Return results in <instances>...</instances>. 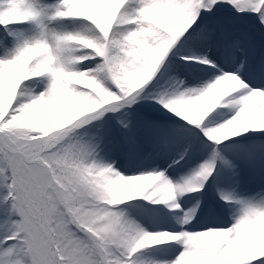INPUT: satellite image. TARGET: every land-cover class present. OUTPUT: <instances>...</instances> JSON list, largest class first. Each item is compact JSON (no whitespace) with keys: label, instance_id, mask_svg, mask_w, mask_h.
<instances>
[{"label":"snow or ice","instance_id":"snow-or-ice-1","mask_svg":"<svg viewBox=\"0 0 264 264\" xmlns=\"http://www.w3.org/2000/svg\"><path fill=\"white\" fill-rule=\"evenodd\" d=\"M0 264H264V0H0Z\"/></svg>","mask_w":264,"mask_h":264}]
</instances>
